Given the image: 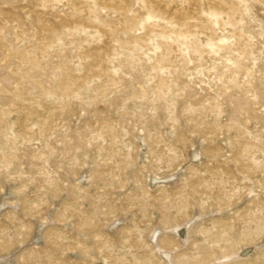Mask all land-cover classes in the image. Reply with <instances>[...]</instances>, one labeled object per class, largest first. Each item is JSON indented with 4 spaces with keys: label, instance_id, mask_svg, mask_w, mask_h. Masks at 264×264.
<instances>
[{
    "label": "rangeland",
    "instance_id": "rangeland-1",
    "mask_svg": "<svg viewBox=\"0 0 264 264\" xmlns=\"http://www.w3.org/2000/svg\"><path fill=\"white\" fill-rule=\"evenodd\" d=\"M0 264H264V0H0Z\"/></svg>",
    "mask_w": 264,
    "mask_h": 264
}]
</instances>
